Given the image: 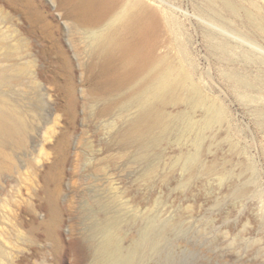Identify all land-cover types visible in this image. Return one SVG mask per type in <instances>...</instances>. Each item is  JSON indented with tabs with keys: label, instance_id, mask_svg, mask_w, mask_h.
I'll list each match as a JSON object with an SVG mask.
<instances>
[{
	"label": "rangeland",
	"instance_id": "obj_1",
	"mask_svg": "<svg viewBox=\"0 0 264 264\" xmlns=\"http://www.w3.org/2000/svg\"><path fill=\"white\" fill-rule=\"evenodd\" d=\"M145 1L159 21L156 52H168L223 109L204 135L200 166L175 163L193 151L189 139L164 138L152 173L125 144L120 131L134 108L123 106L138 80L98 88L90 42L113 15L87 23L70 0H0V114L21 117L1 119L9 158L0 152V162L11 166L0 165V264H96L106 223L118 214L181 222L166 264H264V124L255 112L264 87L248 86V99L227 77H264V33L242 13L206 15L201 0ZM234 1L264 19V0ZM223 40L226 61L211 49ZM36 70L43 81L34 80ZM32 171L40 173L35 182L24 177ZM122 228L136 233L129 223Z\"/></svg>",
	"mask_w": 264,
	"mask_h": 264
},
{
	"label": "bare ground",
	"instance_id": "obj_2",
	"mask_svg": "<svg viewBox=\"0 0 264 264\" xmlns=\"http://www.w3.org/2000/svg\"><path fill=\"white\" fill-rule=\"evenodd\" d=\"M70 1L73 8L84 15L87 23L113 15L101 29L90 32L91 47L99 59L97 87L108 90L138 80L131 94L132 98L123 106V111H130L131 108H134V111L130 114L131 117L129 115L125 120L126 124L120 131L125 144L134 146L136 160H143L145 170L152 173L153 161L160 154V143L164 138L174 136L179 141L191 140L193 146V151H181L177 154L175 163L182 165L186 170L200 166L199 151L204 135L222 121L223 109L202 92L190 73L168 52H156L159 21L155 10L150 9L151 6L149 7L145 0ZM201 1L206 15L219 17V9L232 15L242 13L248 26L264 33V19L244 9L237 1ZM23 40L27 47L33 45L34 38L30 32H25ZM211 49L218 54L219 60H227L230 50L227 41H221L220 46L212 45ZM246 57L248 58L247 55ZM227 77L233 85L245 88L244 97L248 99V86L258 84L264 87V77L252 80L234 72H228ZM44 79L42 71H34L36 82ZM106 106L102 109H106ZM198 109L202 111V116L197 119L194 114ZM255 112L264 124V106H260ZM0 115H3L0 117V132L5 131L1 124L2 117L13 121L21 118L19 113H10L8 110H2ZM46 132L52 134L54 126H50ZM0 152H3L1 146ZM3 154L9 158L8 152L4 151ZM0 165L5 168L11 166L7 160L0 162ZM43 165L47 167L45 163ZM24 177L35 182L40 173L34 171L29 175L24 174ZM122 218L118 214L106 223L105 228L103 227L104 233L99 242L96 264H154L158 261L166 264L172 261V254L168 252L167 247L170 246L171 239L173 240V234L182 230L181 222L160 220L156 214L139 215L126 220ZM124 222L136 228L135 234H128L129 240L123 232ZM54 238L56 248L59 246V238L55 234ZM125 240L130 242L126 244Z\"/></svg>",
	"mask_w": 264,
	"mask_h": 264
}]
</instances>
